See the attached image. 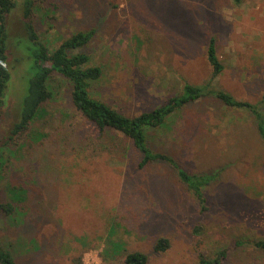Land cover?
<instances>
[{
  "label": "rangeland",
  "instance_id": "rangeland-1",
  "mask_svg": "<svg viewBox=\"0 0 264 264\" xmlns=\"http://www.w3.org/2000/svg\"><path fill=\"white\" fill-rule=\"evenodd\" d=\"M23 1L9 19L13 79L0 115V191L16 206L0 235L17 264H124V249L147 253L149 264H201L223 250L221 264H264L252 243L264 238V140L252 111L209 95L149 133L187 170L217 173L204 210L174 167L140 168L133 141L88 121L62 78L42 116L13 134L26 76ZM32 22L51 48L95 29L77 51L103 67L93 93L127 115L164 104L186 82L262 106L264 0H34ZM213 37L219 75L208 59ZM161 237L171 246L156 251Z\"/></svg>",
  "mask_w": 264,
  "mask_h": 264
},
{
  "label": "trees",
  "instance_id": "trees-1",
  "mask_svg": "<svg viewBox=\"0 0 264 264\" xmlns=\"http://www.w3.org/2000/svg\"><path fill=\"white\" fill-rule=\"evenodd\" d=\"M20 0H0V115L7 105V95L11 89L13 72L9 67L10 55V15L19 5ZM241 2V0H236ZM25 17L28 19L29 36L19 38L24 51L22 60L25 65V88L19 102L18 119L13 125V134H23L42 116L43 106L54 96L53 83L56 78H62L71 84V99L74 106L84 117L96 124L101 133L114 131L133 141L142 154L139 163L144 168L153 162H165L177 171L180 180L193 192L201 208H207L205 188L216 178L217 173H193L182 166L169 153L154 149L149 143V133L162 128L169 120L188 104L212 95L228 106L244 108L252 111L257 119V128L264 140V96L262 106L249 101L239 100L231 93L218 89L212 84H193L186 82L181 92L171 96L164 104L150 111H144L134 116L127 115L113 107L108 102L97 97L92 91L93 82L99 80L103 67L93 65L91 56L77 51L86 47L95 35V29L81 30L64 39L61 44L51 48L50 44L40 40L33 22L32 10L34 0H24ZM208 59L214 68V75H219L225 66L218 54L215 37L208 46ZM0 139V149H1ZM3 161L0 158V179ZM13 200V199H12ZM4 198L0 191V220L3 216H12L16 211L14 202ZM252 243L264 251V238H258ZM169 238L161 237L154 248L165 251L170 248ZM117 245L116 248H119ZM120 247L118 253L123 251ZM124 264H149V255L140 250L124 249ZM227 251L223 250L215 258L201 256V264H221ZM0 264H17L13 252L8 249L0 235ZM78 264H81V260Z\"/></svg>",
  "mask_w": 264,
  "mask_h": 264
}]
</instances>
